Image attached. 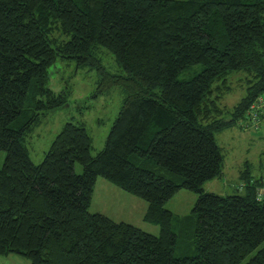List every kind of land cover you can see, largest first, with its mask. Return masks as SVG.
<instances>
[{
	"label": "trees",
	"instance_id": "16d2710c",
	"mask_svg": "<svg viewBox=\"0 0 264 264\" xmlns=\"http://www.w3.org/2000/svg\"><path fill=\"white\" fill-rule=\"evenodd\" d=\"M105 48L123 74L97 57ZM59 59L100 71L99 91L125 92L106 144L93 155L84 121L66 122L41 163L28 134L69 104L50 87ZM202 70L179 75L193 65ZM247 74L233 107L228 75ZM264 95V0H0V256L31 264H241L264 242V178L245 163L244 194L220 195L216 133L241 122ZM76 163L82 165L77 173ZM99 176L148 202L154 235L89 206ZM197 194L191 213L165 203ZM243 264H264V246Z\"/></svg>",
	"mask_w": 264,
	"mask_h": 264
},
{
	"label": "rangeland",
	"instance_id": "374dc122",
	"mask_svg": "<svg viewBox=\"0 0 264 264\" xmlns=\"http://www.w3.org/2000/svg\"><path fill=\"white\" fill-rule=\"evenodd\" d=\"M97 57L102 66L110 74H123L122 68L115 57L105 48H100ZM202 70L197 64L180 73L179 78L189 79ZM100 71L96 68L84 67L77 69L74 60L59 59L50 69V87L57 93L71 91L69 104L49 113L38 126L28 134L26 145L35 163H41L53 140L68 121H84L93 139L92 154L95 155L106 144L107 136L116 119L125 92L120 85L114 84L109 89L99 91ZM247 74L243 71L231 72L228 75L230 92L225 94L220 104L233 107L246 96L248 85ZM241 120L229 128L216 133V140L224 155L223 176L205 182L204 189L220 195L244 194L241 170L250 161L254 177L264 176V120L259 128H244ZM6 153L0 150V168ZM77 173L82 172V165L76 163ZM197 200V194L189 190H180L165 203V207L177 216L191 213ZM148 202L139 196L125 191L102 176L92 194L89 211L102 213L117 222H126L154 235H159L158 224L145 220ZM264 242L248 255L241 263L247 262ZM0 264H31V261L18 254L0 256Z\"/></svg>",
	"mask_w": 264,
	"mask_h": 264
},
{
	"label": "built area",
	"instance_id": "2783aa9c",
	"mask_svg": "<svg viewBox=\"0 0 264 264\" xmlns=\"http://www.w3.org/2000/svg\"><path fill=\"white\" fill-rule=\"evenodd\" d=\"M248 118L253 126L259 125L264 120V95L259 97V99L252 104L249 112ZM264 186L260 189L259 195L263 196Z\"/></svg>",
	"mask_w": 264,
	"mask_h": 264
},
{
	"label": "crops",
	"instance_id": "0c3cea01",
	"mask_svg": "<svg viewBox=\"0 0 264 264\" xmlns=\"http://www.w3.org/2000/svg\"><path fill=\"white\" fill-rule=\"evenodd\" d=\"M248 161V160H247ZM250 162V161H249ZM245 163H246V161H245ZM262 178H264V176H261ZM260 178V177H259Z\"/></svg>",
	"mask_w": 264,
	"mask_h": 264
}]
</instances>
